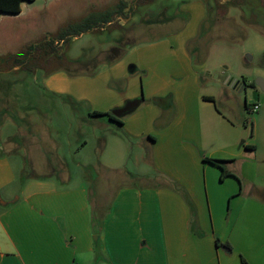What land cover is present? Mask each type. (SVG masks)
<instances>
[{
    "label": "crops",
    "instance_id": "obj_1",
    "mask_svg": "<svg viewBox=\"0 0 264 264\" xmlns=\"http://www.w3.org/2000/svg\"><path fill=\"white\" fill-rule=\"evenodd\" d=\"M36 2H21L17 15L1 14L0 24L22 19ZM151 7L158 8L155 15L163 21L157 26L169 28L158 39L126 46L120 43L124 33L117 19L118 28L71 39L101 37L98 54L65 55L75 68L94 70L70 69L75 75H69L67 68L44 71L48 64L43 62L31 78L58 102L84 106L87 117L98 120L103 130L110 132L114 126L124 140L147 148L156 177L169 184L120 187L107 207L96 208L85 188L56 186L50 179L29 180L17 192L13 165L8 153L0 151V264H241L242 259L264 264V204L252 197L250 185L244 190L242 180L249 184V176L241 170L222 171L254 147H238L223 133V138L213 137V124L225 125V120L211 111L214 98L203 95L202 68L194 64L189 49L207 19L205 0H155L147 10ZM177 14L185 18L182 26L169 22ZM105 32H114L111 40H105ZM6 38L0 42L5 50L0 59L20 56L22 46ZM43 39L29 43L24 52ZM115 50L117 54L104 56ZM133 100L140 101L138 108L117 119L119 123L93 115H111ZM123 148L121 143L118 158ZM170 183L185 193L194 216ZM93 208L99 213L97 221ZM216 240L229 244L231 252Z\"/></svg>",
    "mask_w": 264,
    "mask_h": 264
},
{
    "label": "rangeland",
    "instance_id": "obj_2",
    "mask_svg": "<svg viewBox=\"0 0 264 264\" xmlns=\"http://www.w3.org/2000/svg\"><path fill=\"white\" fill-rule=\"evenodd\" d=\"M119 1L130 6L133 0H37L22 19L2 21L0 42L8 35V43L12 39L16 46H22L19 51L22 54L29 43L52 37L90 13L112 9ZM244 2V6L228 8L225 19L217 20L206 34L207 27H204L201 40L193 42L189 49L194 64L202 68L203 95L214 98L211 111L225 120V125L217 121L213 124V137L223 138L219 135L223 133L238 147H254L253 152H244L233 168L222 166V171L226 174L241 170L249 176V184L242 180L244 190L250 185L252 197L264 204V90L256 85L257 80L264 82V34L260 30L264 28V9L254 0ZM205 3L212 18L213 4L210 0ZM154 7L140 10L131 19L137 27L130 33L125 32L127 43L135 45L134 42L158 39L169 29L138 24L139 19L156 14L158 8ZM253 18L256 24L248 25ZM127 21L120 22L123 28H132V23ZM35 22L39 25L32 28ZM113 33L105 32V40H111ZM120 38L125 42V35L121 33ZM3 47L0 43V53L5 51ZM57 47L58 54L64 57L63 63L54 61L44 71L53 67L91 71L92 66H70L66 57L98 54L102 42L99 35L91 34ZM107 54L110 52L104 56ZM5 65L0 59V151L8 153L13 165L17 192L29 180L50 179L56 186L58 183L85 188L90 202L105 208L120 187L169 184L164 177H156L147 148L140 150L137 143L124 140L114 126H110V132L103 130L98 120L87 117L84 106L58 102L35 87L30 74L18 69L9 71ZM234 82L236 88L231 86ZM254 104L258 106L256 112L252 111ZM205 128L210 131V127ZM112 134L116 138L110 140ZM121 143L124 148L122 158H118ZM213 147L216 148V143ZM109 159L113 160L112 164Z\"/></svg>",
    "mask_w": 264,
    "mask_h": 264
},
{
    "label": "trees",
    "instance_id": "obj_3",
    "mask_svg": "<svg viewBox=\"0 0 264 264\" xmlns=\"http://www.w3.org/2000/svg\"><path fill=\"white\" fill-rule=\"evenodd\" d=\"M33 2L34 0H0V15L6 14V15H17L20 13V4L21 2ZM213 4L214 9V16L212 18L209 17V14L207 13V19L203 23L200 24L199 27V34L197 36V39L195 42L201 40L203 37L202 29L204 27H207V30L205 34L208 32L209 29L213 28L215 26V23L217 20H223L225 19L227 9L228 8H237L244 6V0H210ZM251 1V0H250ZM256 3H259L260 6L264 9V0H254ZM155 3V0H133L131 5L128 6L126 2L119 1L114 8L105 10L103 12H96V13H90L88 14L84 19H82L80 22L76 24H70L67 27L60 29L56 35L49 37L35 45L30 46L25 52H23L20 56H7L4 59H1L5 61V66H7L10 70L18 69L17 71H22L27 74H32L34 71L38 70V64L39 63H47L50 64L54 61H57L58 63H63L64 57L60 54H58L59 50L56 44H62L67 45L71 39L79 37L80 35L86 34L88 32H100L102 28L105 29H112L117 26L116 22L117 19H120L122 21H127V23H132L131 19L136 17L140 10L148 8L152 6ZM125 11L128 12L127 17L124 14ZM154 16V15H153ZM153 16L148 17L147 19L141 18L138 21V24H143L146 26H157L161 25L163 21H161V16ZM160 19V20H159ZM154 20V21H153ZM169 21L168 19L166 20ZM180 22L181 26L185 22L184 16L177 14L174 15L173 18L169 22ZM256 23L253 18V22L248 25L254 26ZM135 24L132 23V28H120L121 31H123L126 39H125V45L129 46L132 43H127V36L125 32L130 33L132 29H135ZM261 32L264 34V28L260 29ZM204 34V35H205ZM123 39V38H122ZM120 38V43L124 41ZM135 43V42H134ZM110 54H117V50L111 51ZM70 66L72 65L69 63ZM68 69V68H67ZM69 75H75V72L69 70H65ZM204 100L206 101H213L211 97H204ZM93 115L98 117H107L111 121H115L119 123L120 121L114 118L112 115L108 114H97L94 113ZM249 150H253V147L249 146L247 147ZM212 164H217L218 161L214 160H205ZM168 181V180H167ZM169 182V181H168ZM173 187V189H176L177 192L180 194V196L183 198V200L188 204L191 214L194 216V208L192 204L189 202L187 196L185 193L178 187H176L174 184L170 183ZM96 207V206H95ZM97 208V207H96ZM92 219L93 221H97L99 219V213L93 208L92 211ZM216 245H220L224 248L226 252H231V246L227 243L219 244L218 240H216ZM241 264H247L243 259L241 260Z\"/></svg>",
    "mask_w": 264,
    "mask_h": 264
},
{
    "label": "water",
    "instance_id": "obj_4",
    "mask_svg": "<svg viewBox=\"0 0 264 264\" xmlns=\"http://www.w3.org/2000/svg\"><path fill=\"white\" fill-rule=\"evenodd\" d=\"M256 85L261 89L264 90V82L262 80H257ZM140 104L139 100H133L127 102L123 108L117 109L111 113V115L116 119H121L122 117L132 113L135 111Z\"/></svg>",
    "mask_w": 264,
    "mask_h": 264
},
{
    "label": "built area",
    "instance_id": "obj_5",
    "mask_svg": "<svg viewBox=\"0 0 264 264\" xmlns=\"http://www.w3.org/2000/svg\"><path fill=\"white\" fill-rule=\"evenodd\" d=\"M257 110H258V106L256 104H254L253 107H252V111L256 112Z\"/></svg>",
    "mask_w": 264,
    "mask_h": 264
}]
</instances>
